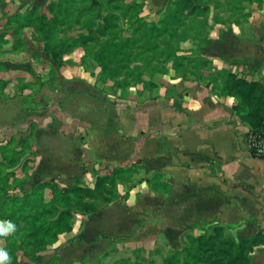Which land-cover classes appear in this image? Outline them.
<instances>
[{"label": "trees", "instance_id": "obj_1", "mask_svg": "<svg viewBox=\"0 0 264 264\" xmlns=\"http://www.w3.org/2000/svg\"><path fill=\"white\" fill-rule=\"evenodd\" d=\"M95 1L97 5L92 4L93 0H51L43 10L34 8L23 19L16 14V24L30 26L35 35L44 39L54 36L61 26L73 24L76 36L57 39L64 41L57 44V49L82 48L84 55L80 62L93 61L98 80L104 86L111 83V89L152 91L163 75L173 78L172 73H179L186 78L190 72L196 79L208 81L213 94L236 98V111L247 109L243 116L247 131L264 129V83L246 79L230 69L217 70L199 53L193 56L179 53L190 41L201 43L200 26L210 18L212 10L217 12L225 7L219 0H166L153 17L142 15L144 1ZM229 1L227 7L232 12L243 9V3H257L261 7L264 2ZM239 16L243 19L248 14ZM213 20L218 23L217 13ZM62 51L52 56L58 68L64 63L59 58ZM146 72L148 79L143 76ZM10 141L7 139L5 146L0 145V224L15 225L14 232L0 237V249L8 252L9 264L35 262L39 255L53 251L61 235L73 230L76 214L95 213L117 197L127 200L132 183L144 179L136 180L138 165L98 163L93 166L95 180L90 185L80 182L64 185L50 178L28 187L32 160L26 157V147L11 148ZM150 182L155 191L170 189L159 173H154ZM263 245L261 230L237 240L225 227L216 225L198 236L188 234L184 246L167 253L161 264H251L254 251ZM54 261L52 257L46 264ZM112 264L144 263L120 258Z\"/></svg>", "mask_w": 264, "mask_h": 264}, {"label": "crops", "instance_id": "obj_2", "mask_svg": "<svg viewBox=\"0 0 264 264\" xmlns=\"http://www.w3.org/2000/svg\"><path fill=\"white\" fill-rule=\"evenodd\" d=\"M143 1L146 8L155 12L166 2ZM219 1L225 7L217 12L218 23L213 20L216 11L212 10L208 18L218 28L200 31V38L225 46L229 41L239 42L240 33L227 36L226 27L237 29L250 24L254 30V42L249 45L254 78L249 80L264 83V2L261 7L257 3H243V9L232 12L227 7L229 0ZM247 6L251 8L249 14ZM239 13L248 16L241 19ZM238 18L239 23L235 24ZM63 60L59 68L51 61V75L44 93L50 102L43 106L45 109L37 118L27 119L29 125L38 126L37 140L40 129L51 131L47 159L51 158V162L61 159L60 164H65L68 171L80 167L81 172L84 171L82 163H87L92 171L98 163L133 164L140 167L139 171L151 165L152 174L143 177L142 182L132 183V192L138 193L139 188L146 186L150 192L169 198L163 209L166 212L170 208L168 212L173 215L167 220L171 225L168 227L220 225L227 230H242L241 238L259 230L264 232V158L248 155L242 146L248 129L243 121L247 109L236 111V98L213 94L208 81L198 80L191 74L186 78L168 77L174 84L171 87L174 93L167 96L168 103L161 102L164 88L150 109L134 110L125 99L118 98L119 104H115L113 113L100 108L99 101L90 95L89 81L83 77L88 69L87 75L92 73L96 64ZM211 64L217 70L246 71L245 66L227 67L222 60ZM12 121H1L0 130L7 129L4 126ZM154 173H159L161 181L168 183L170 189L153 190L150 180ZM257 249H262L264 259V245Z\"/></svg>", "mask_w": 264, "mask_h": 264}, {"label": "rangeland", "instance_id": "obj_3", "mask_svg": "<svg viewBox=\"0 0 264 264\" xmlns=\"http://www.w3.org/2000/svg\"><path fill=\"white\" fill-rule=\"evenodd\" d=\"M49 1L51 0H0V86L3 85L0 87V122L13 119L11 123L4 126L7 129L0 130L2 132L0 145L5 146V140L10 139L8 145L11 148L20 150L22 147H26V157H30L32 160L28 187L38 181L50 178H55L64 185H71L75 182L90 185L95 180V173L87 163H82L84 171L81 172L80 167H74L68 171L65 164H60L63 161L61 159H52L51 162V158L47 159L45 156L50 147L47 143L52 137L51 131L40 129L37 140L35 135L37 124L31 126L27 123L29 116L37 118V114L42 113L45 109L43 106L50 102L48 98L44 97L48 88L45 83H48L47 78L50 79L51 61H54L52 56L62 51L57 49V44L64 42L59 41V38H69L77 34L74 25L67 24V26H61L54 36L51 35L44 39L35 35L30 26L16 24V14H19L23 19L34 8L43 10ZM130 1L143 2V0ZM92 4L97 5L95 0ZM247 7L249 14L251 8ZM155 11L145 6L142 15L153 17ZM200 27L201 31L206 30V32L218 28L209 19ZM251 27L250 24H243L241 28L226 27L224 29L227 36L231 34L235 37L234 33L240 32L239 42L229 41L224 46L218 43L211 44V39L208 41L206 38L201 40V43L192 41L186 43L181 47L179 53L188 56L199 53L209 62L222 60L227 67L245 66L246 71L238 72L234 69V72L237 71L240 76L246 79H252L254 78V67H252L254 60L251 57L249 45L254 42V30ZM193 34L194 32H192ZM62 52L63 56L59 58H70L73 62H80L84 55L82 48L66 49L64 47ZM95 69L96 67L93 70L94 73L89 72L87 75L88 69L83 77L89 81L87 87L90 89V95L99 101L98 104L104 111L114 113L115 104H119L118 98L125 99V103L134 110L150 109L152 104L160 98L161 90L165 88L164 100L161 99L163 103H168L167 96L174 93L171 90L174 84L170 83L168 74L156 81L159 84L157 89L160 91L154 89L140 92L138 88H129L121 93V90L111 89L109 87L111 83L106 86L102 85L98 76L95 75ZM189 75H191L190 72L187 73V77ZM143 76L145 79L150 78L147 72ZM172 76L179 78L181 75L172 73ZM11 79L13 80L10 82ZM51 85L54 87V84ZM121 103L123 104V102ZM43 124L45 123L43 122ZM152 124H154L153 120ZM10 127L11 131L8 130ZM24 143L26 146H23ZM152 167L148 165L139 171L136 180L150 176L152 172L149 168ZM48 169H50V173ZM79 174L81 176L76 177ZM134 186L136 187V185ZM143 188H139L138 193L132 192L131 189L127 200L122 201L118 198L115 202L99 209L98 212L96 211L97 214L96 212L87 215L76 214L73 230L68 234L61 235L56 249L39 255L35 262L23 264H46L52 257H55L53 264H68L70 262L112 264L120 258H128L144 264H161L167 253L180 250L184 246L188 234L198 236L209 231L211 226H206V224L189 229L168 227L171 225L167 220L173 215L168 212L170 208L166 212L163 209L169 198L161 197L157 194L159 192H150L146 186ZM48 193L49 191L46 190V194ZM162 211L165 213L163 214ZM179 231L181 232L177 235ZM227 233L237 240L243 235L242 230H227ZM261 251L262 249L254 251L251 264H264Z\"/></svg>", "mask_w": 264, "mask_h": 264}, {"label": "built area", "instance_id": "obj_4", "mask_svg": "<svg viewBox=\"0 0 264 264\" xmlns=\"http://www.w3.org/2000/svg\"><path fill=\"white\" fill-rule=\"evenodd\" d=\"M242 146L248 155L264 158V129L260 131H246L243 135Z\"/></svg>", "mask_w": 264, "mask_h": 264}, {"label": "clouds", "instance_id": "obj_5", "mask_svg": "<svg viewBox=\"0 0 264 264\" xmlns=\"http://www.w3.org/2000/svg\"><path fill=\"white\" fill-rule=\"evenodd\" d=\"M15 231V225L12 223L0 224V237L7 236ZM10 257L8 252L4 249H0V264H9Z\"/></svg>", "mask_w": 264, "mask_h": 264}]
</instances>
